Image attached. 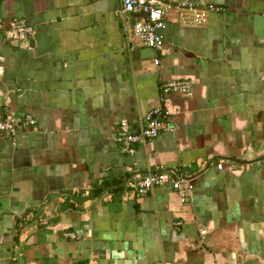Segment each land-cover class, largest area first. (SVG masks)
<instances>
[{
    "label": "crops",
    "instance_id": "1",
    "mask_svg": "<svg viewBox=\"0 0 264 264\" xmlns=\"http://www.w3.org/2000/svg\"><path fill=\"white\" fill-rule=\"evenodd\" d=\"M210 2L197 28L168 12L154 51L120 0H0V114L35 120L0 135V264H264V0ZM171 80L190 86L166 97L174 131L125 155L120 119L137 131ZM157 172L190 200L133 193Z\"/></svg>",
    "mask_w": 264,
    "mask_h": 264
},
{
    "label": "built area",
    "instance_id": "2",
    "mask_svg": "<svg viewBox=\"0 0 264 264\" xmlns=\"http://www.w3.org/2000/svg\"><path fill=\"white\" fill-rule=\"evenodd\" d=\"M175 11L179 22L184 27L197 28L205 25L210 14H221L224 8L210 2V0H120L118 13L133 18V22L124 26V33L131 34L144 47L160 51L163 47L164 17L168 12ZM8 38L16 42L26 43L34 30L23 19L12 20L7 27ZM158 65V60L154 61ZM171 93L190 94L189 83L180 80L163 82L159 86V107L152 109L145 116L144 124L132 131L126 119H120L115 141L120 144L125 155L131 157L136 153L137 146L153 140L163 132H173L174 126L170 121V113L165 108L166 97ZM35 125L30 115L18 119L13 112L5 110L0 114V135L10 138L16 136L20 127L29 128ZM220 169L221 166H218ZM168 180L173 190H180V201L190 200L192 187L188 182L171 179L162 173H148L133 184V193L138 197L144 196L155 186L162 185ZM67 237L74 239L73 234Z\"/></svg>",
    "mask_w": 264,
    "mask_h": 264
}]
</instances>
